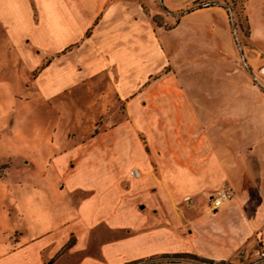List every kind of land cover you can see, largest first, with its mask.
Returning <instances> with one entry per match:
<instances>
[{"label": "crops", "instance_id": "crops-1", "mask_svg": "<svg viewBox=\"0 0 264 264\" xmlns=\"http://www.w3.org/2000/svg\"><path fill=\"white\" fill-rule=\"evenodd\" d=\"M160 1L0 0L30 90L47 102L106 76L117 103L107 130L58 141L48 206L0 187V264H247L264 248V90L245 70L264 71V0H247L243 47L227 8L175 22L202 0Z\"/></svg>", "mask_w": 264, "mask_h": 264}, {"label": "rangeland", "instance_id": "rangeland-1", "mask_svg": "<svg viewBox=\"0 0 264 264\" xmlns=\"http://www.w3.org/2000/svg\"><path fill=\"white\" fill-rule=\"evenodd\" d=\"M198 3L224 8L230 6L235 22L240 26L238 46H251L247 0H202ZM198 3L185 12L176 13L175 22L184 13L196 9ZM158 5L162 7L160 0ZM156 24L167 30L173 27V24H166L164 17L157 19ZM245 70L255 75V83L264 90L263 69L255 73L245 63ZM171 72L172 67L169 66L163 74ZM158 77L162 75L155 78ZM31 80L32 76H26L25 67L0 28V187L7 186L10 190L19 186L25 188L27 192L21 194L22 203L27 205L31 201L42 208L43 204L48 206L50 203L46 189L59 185L51 164V158L63 148L58 141L73 140L69 146L76 145L95 132L107 130L109 116L117 103L110 79L106 76L86 82L75 91L47 102L30 90ZM118 113L116 117L119 119L121 110ZM2 201L0 198V203Z\"/></svg>", "mask_w": 264, "mask_h": 264}, {"label": "built area", "instance_id": "built-area-1", "mask_svg": "<svg viewBox=\"0 0 264 264\" xmlns=\"http://www.w3.org/2000/svg\"><path fill=\"white\" fill-rule=\"evenodd\" d=\"M228 12L230 16V20L232 22V25H234V36L236 39V42H239V36L238 32L240 30V26L235 22V16L232 8L228 7ZM131 175L135 179L141 178V172L139 169L135 168L131 171ZM233 190L229 186H222L219 188L212 198V206L214 209H219L225 204L229 203L233 199ZM255 258L253 261L247 263V264H264V248L260 247L257 249V251L254 254ZM193 264H233L230 260H200V259H193Z\"/></svg>", "mask_w": 264, "mask_h": 264}, {"label": "trees", "instance_id": "trees-1", "mask_svg": "<svg viewBox=\"0 0 264 264\" xmlns=\"http://www.w3.org/2000/svg\"><path fill=\"white\" fill-rule=\"evenodd\" d=\"M208 6H211V5H204V4L202 5V4H199V3H198L197 8H203V7H208ZM225 8L228 9V6L226 5ZM190 11H192V10H190ZM190 11H188V12H190ZM232 27H233V30H234V25H232ZM71 244H73V241L70 242V245H71Z\"/></svg>", "mask_w": 264, "mask_h": 264}]
</instances>
